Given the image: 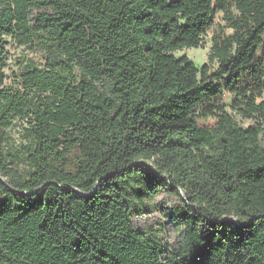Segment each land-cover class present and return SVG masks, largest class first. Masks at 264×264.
Returning <instances> with one entry per match:
<instances>
[{
  "label": "trees",
  "instance_id": "1",
  "mask_svg": "<svg viewBox=\"0 0 264 264\" xmlns=\"http://www.w3.org/2000/svg\"><path fill=\"white\" fill-rule=\"evenodd\" d=\"M261 117L264 0H0V264H264ZM159 192L176 244L134 223Z\"/></svg>",
  "mask_w": 264,
  "mask_h": 264
},
{
  "label": "rangeland",
  "instance_id": "2",
  "mask_svg": "<svg viewBox=\"0 0 264 264\" xmlns=\"http://www.w3.org/2000/svg\"><path fill=\"white\" fill-rule=\"evenodd\" d=\"M232 32L233 30L230 27L228 15L226 12L217 9L214 17V25L205 34L203 46L183 49L177 51L176 55L178 57L186 55L192 59L198 67H202L209 62L213 37L229 35ZM7 49L9 51V66L6 69V72L11 78H14V72H19L23 65L30 60H34L38 63L44 62V58L39 52L32 51L24 46L10 43L7 45ZM214 67H217V65L215 64ZM233 103L234 97L226 92L223 96V104H225V109L227 111L236 116L238 123L244 127L256 124L255 120L244 119L239 113H237L233 108ZM257 122H263L264 128L263 117L259 118ZM200 124L202 126L211 127L215 124V119H203ZM24 128L25 125L23 122H20L9 130L11 144L13 146L20 147L25 142ZM261 137L264 142V131ZM179 204L180 202L178 199L173 197L170 193L159 192L157 196L153 197L145 204L142 213L134 217V223L136 226L159 229V233H163L172 244H176L180 238L181 227L178 225V215L174 212V209L178 207Z\"/></svg>",
  "mask_w": 264,
  "mask_h": 264
}]
</instances>
